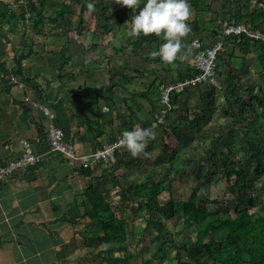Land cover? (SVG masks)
Segmentation results:
<instances>
[{
	"label": "crops",
	"instance_id": "1",
	"mask_svg": "<svg viewBox=\"0 0 264 264\" xmlns=\"http://www.w3.org/2000/svg\"><path fill=\"white\" fill-rule=\"evenodd\" d=\"M1 1L16 8L17 12L20 10L14 0ZM59 1L69 5L71 13L55 18L54 22L45 20L42 33H35L28 20L25 26L20 21L13 23L16 25L13 28L4 23L0 31V66L5 65L4 71L0 70V165L21 154L19 141L22 138L28 139L33 152L41 155L38 164L15 171L0 186V264H95L98 258L94 254L100 250L105 254L108 247L103 245L97 249L102 244L91 241L95 227L93 232L88 226L86 232L80 233L85 224L95 225L90 218L79 217L81 209L77 207L75 211L74 202L87 185L111 194L116 187L110 188V178L95 180L92 176L81 175L78 170L83 165L49 151L46 139L40 134L41 130L46 131L48 119L35 103L47 106L53 113L52 122L63 130L65 139L73 144L77 154L91 153L121 135L125 128L141 127L144 122L151 121L158 103L151 105L142 93L146 90L149 95L152 89L158 91L160 82L179 80L191 72L195 51L192 39L209 44L213 38L210 29L230 22L242 23L238 21L239 13L264 8V0H200L198 6L191 4L189 23L192 30L183 38L185 48L182 49L187 51V58L166 63L148 54L159 46L161 37L154 33L139 37L130 34L125 22L130 19L132 9L120 0H92L95 10H84L82 18L79 17L80 3ZM28 3L40 6V0H28ZM44 4L45 15L52 16L48 7L51 2ZM29 16L26 12L25 17ZM243 47L238 39L224 41L225 61L219 78L225 80L227 72L232 70L240 86L249 88L255 56L251 52L244 53ZM21 54H29L20 61L21 73L39 85L42 96L35 92L31 83L16 77L15 63ZM12 75L21 85L10 80ZM9 84L12 87L6 90ZM207 88L213 89V93ZM216 90L203 83L177 95L165 124L156 126L157 135L148 143V151L158 157L162 143L167 144V150L169 147L174 150L180 137L198 129L201 130L199 137L201 134L215 135L214 128L218 133L219 128L227 132V137L237 136L235 132L240 128L232 122L224 124L231 118L215 110L217 105L224 103L222 93ZM210 104L214 108L208 107ZM194 112L199 113L197 118ZM195 119L198 127L189 122ZM117 154L109 166L119 171L120 184L122 180L130 184L128 179L134 177L135 170L132 169L134 165L130 171L125 169L126 160L143 162L142 154H127L125 148ZM96 163H89L93 171L104 168ZM106 181L108 186L102 187L101 183ZM119 203H122L120 199ZM119 203L117 209L123 210ZM168 231L180 233L174 226ZM147 238L143 248L150 249L151 256L154 248L148 235ZM131 240L136 239L119 244L123 249L115 250L114 255L121 258L123 254L133 255L128 248ZM167 254L168 257L156 263L175 261L174 250ZM143 260L141 264L145 263ZM148 261L155 263V257L148 258L145 264Z\"/></svg>",
	"mask_w": 264,
	"mask_h": 264
},
{
	"label": "trees",
	"instance_id": "2",
	"mask_svg": "<svg viewBox=\"0 0 264 264\" xmlns=\"http://www.w3.org/2000/svg\"><path fill=\"white\" fill-rule=\"evenodd\" d=\"M45 1L51 2L48 7L53 12L52 16L45 15ZM72 1L81 4L79 17L82 18L84 10H88V0ZM199 1L190 0L193 6H198ZM14 2L19 6L20 10L18 12L16 8L0 0V31L4 23L13 28L16 27L13 23L20 21L25 26V22L28 20L31 29L35 33H42L45 20L54 22L55 18L71 13V7L59 0H40L39 7H35L32 3L29 4L28 0H23L22 3L19 0H14ZM102 10L105 11L103 8ZM26 12L30 14L28 18L25 17ZM238 17V21L245 25L264 30V8H258L251 13H239ZM221 28L222 26H217L215 29H210L213 37L220 33ZM195 36H197V33H195ZM226 39H238L244 46L243 52H251L255 56V61L251 65V84L249 88L240 86L239 82L234 79L232 70L227 72L225 80H221L219 76L225 61L223 50L216 57V78L219 85H221L219 92L222 93L224 100L222 113L232 119V124L237 125L239 128H241L240 126L246 127L243 134L244 144L238 141V137L234 135L230 136L226 143L221 144L222 134H201L199 139L201 144L205 146L207 162L215 164L218 161V163L212 167H207L205 171L202 166L199 167V163H196L192 171L196 180L208 178L209 182L216 176L217 171H220V176H223L226 180L227 187L238 192L232 205H224V202L217 199L210 200L206 197H199L198 190L201 188L202 183H197L186 199L175 197V189L178 186L174 182L178 180L181 185L178 178L184 171L186 161L173 152L165 162L167 164L165 174L166 179L168 178L167 183L161 177L153 179L150 172H144L137 177L136 181L130 182L129 186L124 187L120 184V180L112 166H109L111 161L101 162L107 166L104 168L99 166L98 171H93V168L89 165L79 167L78 172L86 177L98 176L101 178L105 175L109 176L111 180L110 188L119 187V199L122 202L127 201L136 204V209L142 211L141 217L144 227L141 233L148 235L149 241L152 243L151 246L154 251L151 257L159 255L160 258H166L168 257L167 253L172 249L175 251L173 259L176 264H181L186 258L194 260L199 253L205 255L203 264L212 261L219 264H264V207L259 206L262 200L256 202V199L251 195L252 189L261 188L258 197L264 199V139L255 141L249 136L252 129L255 133H259V130L264 127V42L249 39L243 34L225 37L224 41ZM27 55L29 54H21L17 57L16 71L13 72L20 80L23 79L31 83L35 92L42 96L39 85L33 79L24 77L21 73L20 61ZM4 69L5 65H1L0 70L4 71ZM195 72V68L192 67L191 72H188L185 77L192 76ZM256 85H259L258 89L261 95L254 92ZM11 87L12 84H9L5 88L8 90ZM111 89L108 88L109 91ZM145 91L142 95L149 103L151 105L158 103L159 105V91L152 89L149 95ZM247 94H249V100L245 101L242 98ZM210 95L212 94L210 93ZM241 104L244 105L242 108L239 106ZM236 106H239V108ZM247 111L251 115H247ZM207 115H209L208 112ZM237 120L241 122H236ZM189 122L197 126L196 119L189 120ZM149 123L148 121L144 122L142 127L149 125ZM42 131H40V134L42 138L46 139L45 132L42 133ZM222 145L226 146V152L221 150ZM166 148L167 144L162 143L161 151L167 152ZM214 151H217V155H214ZM117 153L118 151L115 152L114 157L118 155ZM126 153H129L127 149ZM133 162L141 163L129 159L126 160V165H134ZM244 166L254 170L255 179H250V183L245 177L247 170ZM258 179H262L259 180L261 185L256 187ZM250 186H253L252 189L246 190ZM164 191L168 192L169 197L167 200L161 201L160 195ZM105 192L103 189L87 185L84 191L80 192L75 198V211H77V207L80 208L79 217H88L93 221L97 230L95 229V235L90 237L91 241L108 246L105 254L102 250L95 253L96 258L104 264H117L121 257L115 256L114 251L123 249L118 245L123 244L127 239H140V235H136V232L130 227L132 221L129 219L130 217L126 216L128 214L121 209H117L116 205L111 206L109 194L106 195ZM212 204H221L222 208L214 207L210 209L208 206ZM114 208L118 210V214L113 210ZM72 214L76 215L74 212ZM162 215L168 220L179 215L181 219L177 216L176 220L178 219L180 223L182 220L181 228L187 230L186 237L184 239L179 237L180 241L172 239L176 232H170L168 231L169 228H165ZM142 249L145 248L142 247ZM122 256L133 257V255L126 254ZM143 262L145 261L143 260Z\"/></svg>",
	"mask_w": 264,
	"mask_h": 264
},
{
	"label": "rangeland",
	"instance_id": "3",
	"mask_svg": "<svg viewBox=\"0 0 264 264\" xmlns=\"http://www.w3.org/2000/svg\"><path fill=\"white\" fill-rule=\"evenodd\" d=\"M258 86L259 85H256L254 92L256 94L261 95V92L259 91ZM207 90L213 92V89H208L207 88ZM218 91L216 90V92H218ZM248 96H249V94L243 96L242 99L247 101V100H249ZM239 106H241V108H242L244 105L241 104ZM239 106H236V107L239 108ZM208 107H210L211 109L214 108L213 105L208 106ZM216 109L218 110V112H222L223 106L222 105L221 106L217 105L215 107V110ZM247 113H248L247 115H249V114L251 115L250 112L247 111ZM194 115H195V118H197L199 113H195L194 112ZM219 120H220V118H219ZM230 120L225 121L224 124L232 122V120L231 121ZM236 122H241V121L237 120ZM240 127L241 128L239 130H236L235 135L237 134L238 141H241L244 144L243 134L245 132L246 127L245 126H240ZM189 128H191L190 125H189ZM215 129L216 128H214V130ZM214 130H213L212 133H214L215 135H221L223 133L222 134L223 136H221V144L226 143L228 138H229V137L226 136L227 132H224L223 130H220V128L218 129L219 133L217 131H214ZM190 132L191 133L188 136H183V138H181V137L179 138V143H178L177 147L175 146V151L172 148L169 147L167 152L164 153L163 151H161L160 154L158 155V157L154 153H152L151 157H145L142 154V158H143L142 161L143 162H141V160H140L141 163H134L133 162L134 163V168H132L131 165H128L127 167H125V169H127L129 171L131 170V168L133 170H135L134 177H132V178L130 177L128 179V181L132 183V182L136 181L137 177L141 176L144 172H150L151 173V177L153 179L161 177V178H163L165 180V183H167L168 182V178L166 179V175H165L166 171H167V164H165V162H166V160H168L170 158V156H171V154L173 152V153H177L179 156H181L186 161V164H185V167H184V171H183L182 175H180V177L178 178L181 181V185H180L178 180H176L174 182L176 184V186H178L175 189V197L186 199L187 196L189 195V193L191 192V189L194 186H196L197 183H202L201 188H199V190H198L199 197H206V198H208L210 200L217 199V200H219L221 202H224V205H226V204H229V206L232 205V202L236 198V196L238 195L237 194L238 192H236L234 190H231L229 187H227V184L225 182L226 180L223 178V176H220V171H217L218 173L216 174V176L210 182H209L208 178H205V180L203 178L200 179V180H196L195 179V177H194L195 174L193 173L192 170L194 169V166H195L196 163H199V167L202 166L203 170L205 171L207 167H209V166L212 167V166L216 165L218 163V161H216L215 164H210L209 162H207V160H206L207 156L205 155V153H206L205 146L201 144V142H200L201 140L199 139V133H201V130L198 129V130H196V132L195 131H190ZM228 133H229L228 136H230V132H228ZM231 136H233V134H231ZM249 136L251 137L252 140L255 139V141H259V140L264 139V127L259 130V133H255V131L252 129L251 130V135H249ZM229 141H230V139H229ZM74 150H75V148H74ZM221 150L226 152L227 151L226 150V146L222 145ZM214 155H217V151H214ZM241 161H243V160H241ZM98 163H99V166H103V167L107 166L105 164H102L101 162H98ZM98 163H96V164H98ZM244 168L247 170V172H246L247 174H246L245 177L248 179V183H250V179L251 180L255 179L254 170L251 169V168H248L247 166H244ZM114 172H117L116 173L117 177L121 178V175H119V173H118L119 171L118 170H114ZM98 178H99L98 176H93V179H95V180H97ZM104 178L106 180H109L110 177L106 176ZM259 180H262V179H258L257 180L256 187L258 185H261ZM122 185L127 187L130 184H128L127 181L122 180ZM101 186L102 187H107L108 186V181H106L105 183H101ZM252 187L253 186H250L249 189L246 188V190H251ZM115 189H116V191L114 193H112V194L111 193H107L108 190H105L107 195L111 194L110 195V197H111L110 201H111V206L112 207H114L116 204L119 203V198L117 197L118 196L117 193H119V187H116ZM260 190H261V188L252 189L251 195H253V198L256 199V202L258 200H262V202H261V204L259 206H263L264 207V199H263V197H258V193H260ZM168 197H169V194H168L167 191L162 192L161 195H160L161 201L167 200ZM119 204L121 205L123 211L126 214H128L126 216L130 217L129 219L131 221H133V224H131L130 227L136 232V235L139 234L140 237L142 236L144 240L143 239L131 240L128 243V248H129L130 252L133 254V258H130V257H127V256L126 257L122 256V258H120V260L118 261L117 264H141L140 262H141L142 259H144V261L146 262L147 259L150 258L153 255L150 256V254H149V252L151 251L150 249H148V248H146L144 250L142 249V247L144 245L143 242H145V243L148 242L147 241L148 240L147 235L141 233L142 229H143L142 226L144 225V222H143L142 217H141L142 211H139L138 209H136L137 206L136 205H132L131 202H127L126 201V202H122V203H119ZM220 205L221 204H216V205L212 204V205H209L208 207L210 209H213L214 207H217V208L221 207L222 208V206H220ZM230 208H232V207H230ZM113 210L116 211L117 214H118V210L116 208H114ZM162 216H163L162 218H163V221H164L165 228H168V227L172 228V226H174L175 230H179V229L181 230L180 233L174 234L172 239L180 241L179 237H181L182 239H184L186 237L187 230L186 229H181L180 221L178 219L176 220L177 216L179 217V215H176V217L174 216V218H169V220L166 219V217L164 215H162ZM72 224L74 225L75 223L73 222ZM91 225H93V224H91V223L89 225L85 224V226H83L81 228L80 233L81 232H86L88 230V226H89L90 230L92 231L94 226L91 227ZM100 247L102 248L103 245L102 246L98 245L97 249L100 248ZM142 251H143V253H142ZM140 252L142 253V255H139ZM158 256H155V263H153V264H157L156 262L158 260H163L164 259L163 257L160 258ZM171 256H173V254H171ZM204 259H205L204 253H199L198 256L196 257V259H194V260L190 259V261L183 262V263H185V264H203L204 263ZM100 262L101 261L99 259H97L95 264H101ZM148 262H149L148 264H151L150 261H148ZM152 262H154L153 259H152ZM174 263H175V261L170 262V264H174ZM207 264H219V263H215V262L212 261V262H209Z\"/></svg>",
	"mask_w": 264,
	"mask_h": 264
},
{
	"label": "built area",
	"instance_id": "4",
	"mask_svg": "<svg viewBox=\"0 0 264 264\" xmlns=\"http://www.w3.org/2000/svg\"><path fill=\"white\" fill-rule=\"evenodd\" d=\"M19 2L22 3L23 0H19ZM241 34L249 39L264 42V30L253 28L239 22L224 24L220 33L214 36L212 42L209 44L204 45L201 40L197 38L192 39L191 46L195 50L192 57V64L196 72L189 77L158 84L159 105L152 114L149 125L145 127L152 124L156 126L164 125L173 109L174 97L190 87L207 83L217 90H220L221 85H219L216 78L217 54L223 50L225 37ZM10 80L21 85L20 81L14 75L11 76ZM34 106L40 109L43 115L48 119L45 136L51 153L61 155L84 166L95 161L103 163L110 162L114 159L116 151L126 148L119 143L121 135H118L115 139L103 144L93 152L79 155L75 152L73 145L65 139L63 130L52 122L54 115L50 112L48 107L36 103ZM104 109H106V107H104ZM19 142L21 145V154L3 165H0V186L5 179L10 177L15 171L32 167L41 160V155H37L33 152L31 142L28 139L22 138Z\"/></svg>",
	"mask_w": 264,
	"mask_h": 264
},
{
	"label": "clouds",
	"instance_id": "5",
	"mask_svg": "<svg viewBox=\"0 0 264 264\" xmlns=\"http://www.w3.org/2000/svg\"><path fill=\"white\" fill-rule=\"evenodd\" d=\"M120 2L132 9L130 19L125 22L131 35L139 37L142 34L154 33L162 38L159 46L148 53L151 57H159L166 63H174L178 58H187V51L182 49L185 48L183 38L192 30L189 23L192 16L190 0H120ZM87 8L89 12L95 10L92 0H89ZM156 135L155 124L148 127L125 128L119 143L133 156L143 154L145 157H151L152 153L148 151L147 146Z\"/></svg>",
	"mask_w": 264,
	"mask_h": 264
}]
</instances>
